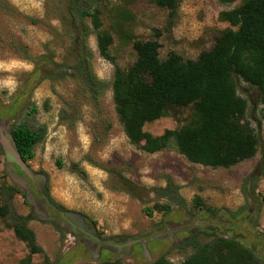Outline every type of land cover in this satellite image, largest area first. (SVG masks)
<instances>
[{"label":"rangeland","instance_id":"obj_1","mask_svg":"<svg viewBox=\"0 0 264 264\" xmlns=\"http://www.w3.org/2000/svg\"><path fill=\"white\" fill-rule=\"evenodd\" d=\"M93 3L102 13V30L113 37V63L99 54L90 20L81 24L69 15L68 0H0V134L2 127L11 135L16 125L47 129L27 166L88 235L55 215L49 220L46 208L34 204L32 188L12 177L3 157L0 190L15 187L18 193L0 195V205L8 204L10 211L0 220V264H25L29 254L13 233V215L32 219L29 228L51 264H154L161 257L179 264L194 247L215 238L234 240L264 264V125L258 128L261 146L254 159L215 170L191 164L174 149L149 155L132 146L113 102L115 68L128 71L134 65V43L158 41L161 61L171 53L195 61L231 28L219 20L220 13L240 4L181 0L171 17L156 0ZM87 67L104 84L96 99L82 83ZM239 86L249 102L247 120L257 129L261 96ZM192 113L183 109L144 130L154 137L179 130ZM253 174L257 180L244 194V182ZM169 179L178 196L163 195ZM175 198L178 204L171 202ZM157 204L171 205L172 211L149 217ZM31 264H44V257L34 256Z\"/></svg>","mask_w":264,"mask_h":264},{"label":"trees","instance_id":"obj_2","mask_svg":"<svg viewBox=\"0 0 264 264\" xmlns=\"http://www.w3.org/2000/svg\"><path fill=\"white\" fill-rule=\"evenodd\" d=\"M69 15L85 24L86 20L97 32V44L101 57L113 63L110 47L113 37L102 30L101 11L93 0H68ZM160 8L167 9L171 17L178 14L181 0H156ZM234 9L220 13L219 20L230 25L216 39L214 47L201 53L195 61H184L171 53L165 61L160 60L158 41L136 42L133 49L137 55L134 65L123 71L115 68L113 102L120 124L129 143L143 153L154 155L174 149L188 162L211 169H231L256 157L261 146L258 128L264 125V0H218ZM93 98H98L104 84L99 82L90 68H86L82 80ZM244 83L261 96L260 118L257 129L247 120L249 102L239 95V84ZM193 110L190 120L176 131H167L154 137L145 132V126L167 117H177L183 109ZM36 111V110H35ZM47 135L45 127L34 129L16 125L11 136L24 162L35 157V148ZM3 151L0 147V165ZM257 180L253 174L244 182L243 193L248 184ZM178 186L169 179L163 195L178 196ZM10 197L18 193L15 187L0 190ZM248 195V194H247ZM53 204L61 210L47 192ZM179 200L175 198V204ZM264 201V197H263ZM201 206L200 203H198ZM171 205L157 204L149 210L169 213ZM236 215V214H235ZM10 216L9 206L0 205V220ZM12 230L18 241L29 252L24 260L31 264L34 256L42 255L44 264H51L49 257L38 244L34 231L29 228L30 217L13 215ZM191 241L179 246L184 249ZM154 264H174L161 257ZM179 264H261L253 252L234 240L215 238L209 244L194 247V253Z\"/></svg>","mask_w":264,"mask_h":264},{"label":"water","instance_id":"obj_3","mask_svg":"<svg viewBox=\"0 0 264 264\" xmlns=\"http://www.w3.org/2000/svg\"><path fill=\"white\" fill-rule=\"evenodd\" d=\"M0 147L3 151V157L7 168L12 171V177L20 182H25L28 188H32L31 194L33 193L34 204L39 206L40 209L45 211L49 220H60L63 225H68L74 232H79L83 236H88L82 231V223L80 220H76L74 216L66 214H55L48 206L47 200H42L36 195V189L41 185L39 178L35 177L29 170L27 164L24 162L21 154L19 153L17 146L13 140V137L8 134H4V129L1 127L0 134ZM35 194V196H34ZM37 199V200H36ZM57 216V218L55 216Z\"/></svg>","mask_w":264,"mask_h":264},{"label":"flooded vegetation","instance_id":"obj_4","mask_svg":"<svg viewBox=\"0 0 264 264\" xmlns=\"http://www.w3.org/2000/svg\"><path fill=\"white\" fill-rule=\"evenodd\" d=\"M27 195L28 196H32L30 193H28ZM36 195L39 196V198L42 199V200H47L48 206L50 207V209L53 212H55L56 215H57V213L58 214H60V213L61 214H64L62 212V210L60 208H58L55 204H53L52 201L50 200V198L47 196L45 185L38 186V188L36 189ZM132 246H133V244H132ZM140 246L142 248L144 245L143 244H140Z\"/></svg>","mask_w":264,"mask_h":264}]
</instances>
